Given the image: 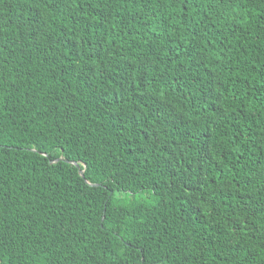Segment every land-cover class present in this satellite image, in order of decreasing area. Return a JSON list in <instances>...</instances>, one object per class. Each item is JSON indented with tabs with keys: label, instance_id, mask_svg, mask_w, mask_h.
<instances>
[{
	"label": "trees",
	"instance_id": "trees-1",
	"mask_svg": "<svg viewBox=\"0 0 264 264\" xmlns=\"http://www.w3.org/2000/svg\"><path fill=\"white\" fill-rule=\"evenodd\" d=\"M0 264H264V0H0Z\"/></svg>",
	"mask_w": 264,
	"mask_h": 264
},
{
	"label": "water",
	"instance_id": "water-1",
	"mask_svg": "<svg viewBox=\"0 0 264 264\" xmlns=\"http://www.w3.org/2000/svg\"><path fill=\"white\" fill-rule=\"evenodd\" d=\"M67 163H70V164H72L73 166H75V167L77 168V170L79 171L80 176H81V177H84V176H83V171L80 170V166L78 165V163H76V162H69V161H68Z\"/></svg>",
	"mask_w": 264,
	"mask_h": 264
}]
</instances>
